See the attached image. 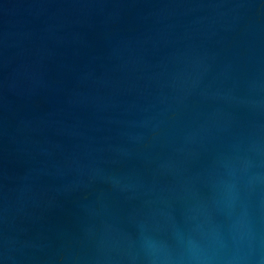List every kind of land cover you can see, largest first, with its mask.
Listing matches in <instances>:
<instances>
[{"label":"water","instance_id":"1","mask_svg":"<svg viewBox=\"0 0 264 264\" xmlns=\"http://www.w3.org/2000/svg\"><path fill=\"white\" fill-rule=\"evenodd\" d=\"M0 264H264V0H0Z\"/></svg>","mask_w":264,"mask_h":264}]
</instances>
